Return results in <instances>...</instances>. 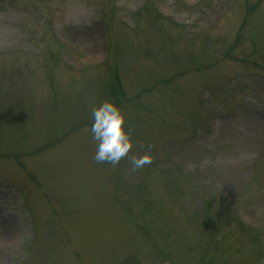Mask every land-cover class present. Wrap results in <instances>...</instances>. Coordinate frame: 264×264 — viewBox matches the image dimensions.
I'll use <instances>...</instances> for the list:
<instances>
[{
  "label": "rangeland",
  "instance_id": "374dc122",
  "mask_svg": "<svg viewBox=\"0 0 264 264\" xmlns=\"http://www.w3.org/2000/svg\"><path fill=\"white\" fill-rule=\"evenodd\" d=\"M0 264H264V0H0Z\"/></svg>",
  "mask_w": 264,
  "mask_h": 264
},
{
  "label": "clouds",
  "instance_id": "9594fccd",
  "mask_svg": "<svg viewBox=\"0 0 264 264\" xmlns=\"http://www.w3.org/2000/svg\"><path fill=\"white\" fill-rule=\"evenodd\" d=\"M90 132L96 141V152L93 159L98 163L118 164L128 156L133 141L126 130V117L121 108L112 101H103L92 109ZM152 163L150 154L132 156L133 171L144 168Z\"/></svg>",
  "mask_w": 264,
  "mask_h": 264
},
{
  "label": "bare ground",
  "instance_id": "6f19581e",
  "mask_svg": "<svg viewBox=\"0 0 264 264\" xmlns=\"http://www.w3.org/2000/svg\"><path fill=\"white\" fill-rule=\"evenodd\" d=\"M94 41H95V38H94ZM95 44H96V42H95Z\"/></svg>",
  "mask_w": 264,
  "mask_h": 264
}]
</instances>
